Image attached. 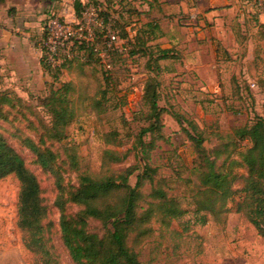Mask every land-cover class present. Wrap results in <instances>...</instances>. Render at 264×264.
I'll return each instance as SVG.
<instances>
[{
	"label": "rangeland",
	"instance_id": "374dc122",
	"mask_svg": "<svg viewBox=\"0 0 264 264\" xmlns=\"http://www.w3.org/2000/svg\"><path fill=\"white\" fill-rule=\"evenodd\" d=\"M76 1L89 5L80 9V17L74 9ZM173 1L187 2L188 12L165 28V38L149 44L170 47L175 59L167 61H156L154 48L145 55L132 54L125 33L132 39L136 27L151 19L136 10L132 0L0 3V93L13 101V106H0V135L39 180L49 211L44 221L47 238L60 264L73 263L60 239L61 212L54 206L58 182L54 173L36 163L31 142L59 155L55 169L66 191L78 187L79 176L100 174L106 149L119 157L127 155L111 166L114 171L136 168L129 179L131 186L146 165L154 169L149 173L153 187L176 198L186 213L172 222L170 231L152 220L151 236L142 241L131 236L129 244L141 264H264V237L236 212L233 203L228 205L224 224L209 218L203 225L195 215L198 175L193 167L200 156L186 133L201 138L206 152L224 150L226 145L232 150L239 129L264 117V0H235L226 8L206 12L198 0ZM93 5L112 12L116 52L108 54L104 49L108 34L103 29L96 32L98 15ZM100 18L107 21L104 15ZM68 32L72 35L67 36ZM95 36L102 42L97 46L101 60L88 61L78 48ZM45 49L52 57L49 72L41 64ZM64 63L60 72L55 70ZM149 77L165 112L161 133L143 138L147 143L156 138L155 149L144 159L138 141L141 130L150 124L145 98ZM63 84L71 86L76 117L66 130L67 138L56 142L49 135L52 119L44 104L51 90ZM235 173L239 178L243 170ZM238 178L235 190L242 187ZM19 188L14 176L0 181V264H41L39 256L25 247L24 232L18 226ZM151 189L148 180L141 187L145 196ZM79 209L68 205L66 212L76 214ZM89 228L102 236L110 227L91 220Z\"/></svg>",
	"mask_w": 264,
	"mask_h": 264
},
{
	"label": "trees",
	"instance_id": "16d2710c",
	"mask_svg": "<svg viewBox=\"0 0 264 264\" xmlns=\"http://www.w3.org/2000/svg\"><path fill=\"white\" fill-rule=\"evenodd\" d=\"M5 1L0 0V3ZM86 7L89 5L76 1L74 5L76 16L80 17V9ZM92 7L98 15L96 32L103 29L108 34L105 43L103 42L105 51L108 54L116 52V47L110 44L113 35L112 12L108 9L100 10L99 5ZM100 15H104L107 21L102 20ZM162 35L158 22L151 20L139 28L136 27V34L132 39L125 33L124 40L132 45L133 55L152 53L154 48L158 53L156 61L174 60L171 49H162L160 45L155 47L149 45L160 39ZM95 38L96 36L92 42H82L78 48L79 52L87 54L88 61L94 57L98 61L101 60L97 57L100 52L97 46L102 42ZM41 64L46 71L52 70L53 63L50 61V53L47 49L44 51ZM64 67L65 63L55 70L60 72ZM160 71L164 73L163 69ZM148 80L145 86V98L150 105V124L141 130L138 141L144 159L155 149L156 138H152L148 143L143 138L146 135L161 133L163 128L161 116L165 112L158 105L159 92L156 85L153 84L154 82L149 85L151 78L149 77ZM71 90L70 85L63 84L58 89H52L45 99L44 106L52 119L49 135L51 140L56 142L67 138L66 130L76 117L70 98ZM12 104L10 95L0 93V106H13ZM186 133L188 139L195 142L200 156L193 167V171L198 175L194 213L200 223L207 224L209 218H214L224 224L229 212L228 205L233 203L236 212L243 214L258 235L264 237V117H257L250 126L239 129L232 143V150H228L229 146L226 145L224 150L214 149L212 153L206 152L202 147L201 138L196 139L189 132ZM110 143L107 141V144ZM30 149L36 157V163L42 169L56 175L59 193L54 206L61 212L60 239L73 264H141L139 254L129 244L131 236L135 235L136 241L151 236L154 232L150 226L152 220L164 230L170 231L172 222L181 219L186 213L176 198L169 197L160 187H153L154 181L149 173L155 171L148 165L137 175L135 186H131L129 179L136 173V168L129 167L121 172L114 171L111 166L127 159V155L119 157L113 149L104 151L101 172L98 176H79L78 187L70 191H66L61 185L62 177L55 169L59 155L49 148L41 149L32 142ZM221 158H224L223 162L218 165ZM237 169L243 170L239 178L235 173ZM10 176H14L20 185L18 226L24 232L25 247L39 256L41 264H60L47 238L44 221L49 211L42 198L39 180L29 170L25 159L0 135V181ZM237 178L241 180L242 185L239 190L234 188ZM147 180L152 185V189L151 193L145 196L141 187ZM68 205L80 209L76 214H68L66 212ZM91 220L110 228L100 236L90 230ZM171 232L181 236L176 231Z\"/></svg>",
	"mask_w": 264,
	"mask_h": 264
},
{
	"label": "crops",
	"instance_id": "0c3cea01",
	"mask_svg": "<svg viewBox=\"0 0 264 264\" xmlns=\"http://www.w3.org/2000/svg\"><path fill=\"white\" fill-rule=\"evenodd\" d=\"M53 1V0H47ZM136 10L140 13H145L147 17L151 19L148 21H157L162 30V37L159 40H162L166 37L167 31L165 30L168 25L172 24L173 21H176V17L180 14H186L189 10L187 2L173 0H132ZM235 0H198L201 11L206 12L210 9H219L226 8L234 3ZM160 43V42H159ZM162 49H171L170 47H164L161 45Z\"/></svg>",
	"mask_w": 264,
	"mask_h": 264
},
{
	"label": "built area",
	"instance_id": "2783aa9c",
	"mask_svg": "<svg viewBox=\"0 0 264 264\" xmlns=\"http://www.w3.org/2000/svg\"><path fill=\"white\" fill-rule=\"evenodd\" d=\"M71 35H72L71 32H68V33H67V36H71ZM115 41H116V37H115L114 35H112V36H111V40H110V44H114ZM51 58H52V57H51V55H50V59H51Z\"/></svg>",
	"mask_w": 264,
	"mask_h": 264
}]
</instances>
